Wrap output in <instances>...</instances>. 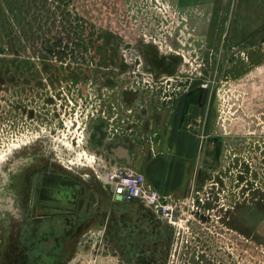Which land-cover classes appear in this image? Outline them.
I'll return each instance as SVG.
<instances>
[{
	"label": "rangeland",
	"instance_id": "1",
	"mask_svg": "<svg viewBox=\"0 0 264 264\" xmlns=\"http://www.w3.org/2000/svg\"><path fill=\"white\" fill-rule=\"evenodd\" d=\"M0 264H264V0H0Z\"/></svg>",
	"mask_w": 264,
	"mask_h": 264
},
{
	"label": "built area",
	"instance_id": "2",
	"mask_svg": "<svg viewBox=\"0 0 264 264\" xmlns=\"http://www.w3.org/2000/svg\"><path fill=\"white\" fill-rule=\"evenodd\" d=\"M112 159V158H109ZM108 179L112 184V192L115 200L123 202H138L147 206L156 214L171 219L172 208L160 196L159 192L146 183L142 173L125 165H118L108 160ZM120 199H117L116 197Z\"/></svg>",
	"mask_w": 264,
	"mask_h": 264
},
{
	"label": "crops",
	"instance_id": "3",
	"mask_svg": "<svg viewBox=\"0 0 264 264\" xmlns=\"http://www.w3.org/2000/svg\"><path fill=\"white\" fill-rule=\"evenodd\" d=\"M181 152V150L179 151ZM130 156V165H126L130 168H132L133 170L137 171V172H140L144 175L145 177V180L147 181V183H150V184H155V186L157 187L158 190L164 192V193H175L177 189H180L181 186H182V183L183 181L180 179H178L177 183L176 181L172 182L174 179H172V176L171 175L173 173V171H170V168L168 167L169 170H165L164 172V169L163 167H161V169H159V175H160V181L157 180V184L151 180L150 176L148 175V172H147V169L151 166V164L154 162L153 161V158L154 156H148L145 163H136L134 162L133 163V157L131 155ZM131 159H132V163H131ZM165 173V174H164Z\"/></svg>",
	"mask_w": 264,
	"mask_h": 264
},
{
	"label": "water",
	"instance_id": "4",
	"mask_svg": "<svg viewBox=\"0 0 264 264\" xmlns=\"http://www.w3.org/2000/svg\"><path fill=\"white\" fill-rule=\"evenodd\" d=\"M123 155H124V159L126 160L127 163H130V159H129V154L127 153V150H123ZM120 157V156H119ZM117 199H120L118 196L116 197Z\"/></svg>",
	"mask_w": 264,
	"mask_h": 264
},
{
	"label": "trees",
	"instance_id": "5",
	"mask_svg": "<svg viewBox=\"0 0 264 264\" xmlns=\"http://www.w3.org/2000/svg\"><path fill=\"white\" fill-rule=\"evenodd\" d=\"M8 44H9V50H10V51H13L15 45H14L13 43H8Z\"/></svg>",
	"mask_w": 264,
	"mask_h": 264
},
{
	"label": "flooded vegetation",
	"instance_id": "6",
	"mask_svg": "<svg viewBox=\"0 0 264 264\" xmlns=\"http://www.w3.org/2000/svg\"><path fill=\"white\" fill-rule=\"evenodd\" d=\"M97 148H98V147H97ZM108 160H109V159H108ZM107 164H108V166H110L109 163H108V161H107ZM108 169H109V168H108ZM108 186H109V185H108Z\"/></svg>",
	"mask_w": 264,
	"mask_h": 264
}]
</instances>
